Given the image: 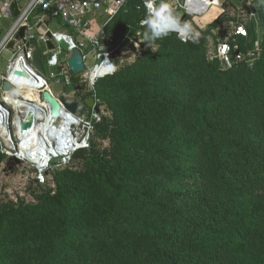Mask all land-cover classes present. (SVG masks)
I'll return each mask as SVG.
<instances>
[{"label": "trees", "instance_id": "obj_1", "mask_svg": "<svg viewBox=\"0 0 264 264\" xmlns=\"http://www.w3.org/2000/svg\"><path fill=\"white\" fill-rule=\"evenodd\" d=\"M129 4L106 24V33L116 16L124 36L138 29L145 13L134 1ZM263 17L260 7L247 18V37L221 28L229 21L225 18L202 35L210 33L215 47L225 40L233 45L235 38L245 51ZM127 21L131 25L125 26ZM259 28L262 51L251 67L234 61L224 69L218 57H207L196 43L170 33L125 71L101 78L98 95L128 80L126 91L138 89L131 104L135 122L115 123L117 166L105 168L93 157L84 184L88 191L95 188L92 194L71 193L59 181L57 195H44L23 211L32 221L20 218L26 221L22 230L28 229L21 242L10 232L14 215H3L0 264L6 251L18 252L23 264H264V26ZM186 71L192 74L186 85L190 93L178 94L171 84L183 81ZM144 164L191 185L185 191L147 193L135 168ZM39 218L47 233L30 238Z\"/></svg>", "mask_w": 264, "mask_h": 264}, {"label": "built area", "instance_id": "obj_2", "mask_svg": "<svg viewBox=\"0 0 264 264\" xmlns=\"http://www.w3.org/2000/svg\"><path fill=\"white\" fill-rule=\"evenodd\" d=\"M134 1V5L138 10L144 11V17L138 23L141 26V21L147 16V10L144 7V0H125L122 5H119L117 0H27L23 6H19L18 15L13 16L11 5L16 0H0V29L2 23L9 22L8 29L2 40L0 41V48L12 42L11 50L13 52L12 59L7 63L5 73L0 74V155L6 154L7 157H16L19 162H28L34 168V181L39 185L46 182L48 172L54 167L66 165L73 158L74 151L80 148H89L90 135L93 131L94 125L100 121V111L95 112L92 107L83 106V109L72 114L62 108L58 118L53 119L50 115V107L46 101L41 97V92L44 89H50V80L54 81L56 85L70 87V92L67 94L75 99L83 102L84 98L89 97L97 104L95 93L84 94L81 90H75L71 79L73 77L71 71L65 63V59L61 58L62 49L59 47L55 35L62 36L69 44L68 52L72 49H77L82 57L84 63V81H88L86 76L89 72L97 70L104 66L108 69V74H112L115 67L111 61V54L109 52L102 53L103 59L99 64L95 61L99 54L94 52V48L99 41H112L108 38L105 30L106 24L113 16L120 11H125L127 5ZM186 12L192 13L205 4H200L196 0H183L180 4L179 0H174ZM160 0H156L157 5ZM255 12H250L248 17H255L256 11L264 4L256 2ZM50 12L56 17L60 23L66 28H69L71 33L53 32L46 29L38 34H34L30 16L36 11ZM104 16V20L98 27L92 31V26L96 22V18ZM25 26V34L23 38H18L17 33L20 27ZM221 28L226 29L229 34H234L240 37H247V29L244 23L233 22L232 20L225 21L221 24ZM46 31H50L52 37L50 39L53 44L52 49H45L43 55L46 56L45 65L47 73H39L32 65L34 41H40L46 44ZM176 34L175 32H172ZM257 36L254 39L251 47L245 51L238 48L235 38L231 39L233 45L229 41H218L213 51V56L218 57L220 62L225 64L224 69L231 67L234 61H244L248 67H251L255 60H257L262 51L261 30H256ZM176 36H178L176 34ZM129 44L137 46L136 37H126ZM90 48H92L90 50ZM91 56L94 60L93 65L87 63L88 57ZM21 64L27 73L36 74L37 78L42 81V84L34 89V98L27 95L25 87L31 84V79L25 76V71L19 73L18 76L12 74V67ZM109 65L112 66L110 70ZM96 80V79H95ZM95 80L88 84L90 89L94 90ZM3 81H8L13 87V90H4L2 88ZM83 81V82H84ZM30 89V88H29ZM81 93L77 95V92ZM66 94V93H65ZM56 96V95H54ZM22 104V105H20ZM38 108L42 110V120L37 119L36 114L28 116L27 111L37 112ZM45 121H47L45 123ZM44 125L42 126V124ZM7 127L8 138L12 149L5 146L1 132ZM26 132H31L28 136ZM13 139L17 143L14 144ZM12 152H5V149ZM19 156V157H18ZM21 159V160H20Z\"/></svg>", "mask_w": 264, "mask_h": 264}, {"label": "rangeland", "instance_id": "obj_3", "mask_svg": "<svg viewBox=\"0 0 264 264\" xmlns=\"http://www.w3.org/2000/svg\"><path fill=\"white\" fill-rule=\"evenodd\" d=\"M26 1L27 0H24V2ZM222 1L227 3V7L224 9V12L226 13L224 17L225 20L231 19L233 22L237 21L247 24L248 16L243 10L244 0ZM259 20L260 21H257L258 29H260L259 26H264V17L260 18ZM5 23H7V25H3L4 23H2V27L0 29V34L2 37L9 26V22L6 21ZM206 34V36H200L199 42L196 44L198 47H201L204 50L206 56L209 57L213 55L215 44L211 34ZM138 44V47H135L133 44H131V49L126 54H114L111 57L112 64L115 67L113 73H118L128 69L142 54L144 49L149 47L146 42H139ZM155 47L156 45L153 44L152 48ZM8 56L6 51H0V74L5 73ZM62 57L63 55H61V58ZM87 63L90 66L93 65L94 60L91 56L88 57ZM113 73L106 75V77L114 75ZM191 75V72L187 71L181 74L180 77L183 79V81L179 80L176 81V83L171 84V87L173 88L171 89L177 90L179 92L178 94L187 95V93H190V91H188L189 88L186 85L190 81L189 76ZM100 80L101 78L95 80L94 90L90 89L86 81L81 83V91L84 94L95 93L97 104L100 109V121L97 122L98 124L96 123V127L94 125L93 131L90 135V162L84 163V161L72 159L66 165L54 167L48 172L45 184L39 185L34 181V168L30 165V163H9V157H7L6 154H2L0 156V220L6 213H12L14 215L13 222L16 224L15 226L11 227L10 232L14 230L13 237L18 242H21L25 235H28V229L22 230V223L27 221L26 223L29 224L32 221V218L28 217L29 211H25V213L23 211L36 207L44 195H57L60 191L59 181H62V183L66 185L68 191L71 193L79 191L83 195L92 194L95 188L92 186V190L88 191L84 187V184L85 181H90V169H92V166L94 165L93 157L100 158L99 160L105 168H115L117 166V153L120 137L119 132L115 128V123L123 121L124 118H128L131 122H135V120L131 118L133 112V106H131V104L134 99V95L138 93V89H136V93H132L131 90L126 91L125 86H127V83L130 82L128 80L127 82L123 83V86L121 85L118 90L107 92L104 91L98 95L96 85ZM108 84L111 86H116V84H113L112 82H108ZM135 85L138 86L139 81L136 82ZM50 87L52 88V91L54 90V94H59L63 91L66 92L70 90V87L62 86L61 84L56 85V83L52 80H50ZM13 142L14 144L17 143L15 139H13ZM7 151L12 152L6 148L5 152ZM135 168L139 175V183L142 187H146L147 193L149 192L153 194V190L162 191L160 188L166 191H176L177 189L180 191H185L191 185V181L179 182L171 174H162L159 169L152 164L136 165ZM22 216H24L23 219H26L25 222L20 220ZM94 220L95 218H92L87 222L90 224L94 222ZM16 225L20 230H17ZM45 228V221L42 219L39 220V223L36 224L35 229L32 230L30 238L43 239L47 233ZM96 243L99 249L104 250L106 248L100 238L97 239ZM42 250L43 248L40 249V251ZM6 253L7 251L3 255L5 262L2 264H23L24 260L21 256L18 257V252H15L13 255H6Z\"/></svg>", "mask_w": 264, "mask_h": 264}, {"label": "water", "instance_id": "obj_4", "mask_svg": "<svg viewBox=\"0 0 264 264\" xmlns=\"http://www.w3.org/2000/svg\"><path fill=\"white\" fill-rule=\"evenodd\" d=\"M214 1V0H212ZM13 16L16 17L18 15V8L16 2H13L11 5ZM246 13L255 12V7L253 5L244 6ZM226 15L225 12H222L215 20V22L220 21ZM25 26L19 28L17 37L23 38L25 34ZM143 31L146 30V26L141 27ZM47 41H46V48L52 49L53 44L51 43L50 39L52 34L50 31H46ZM56 41L59 47L67 53V57L65 59V63L68 66L69 70L71 71L73 77L71 79V83L75 90H82L81 83L84 81L83 72L85 70L84 63L81 57L80 52L77 49H72L68 52L69 44L68 42L60 35L56 34ZM9 45H12V42H9ZM92 48H90L91 50ZM131 45L129 44L126 38L122 39L120 42H113V41H99L96 47L94 48V52L99 54V57L96 59L95 63L99 64L103 59L102 53L109 52L111 56L114 54H126L130 51ZM41 51L40 49H36L33 53L32 65L33 67L40 73H43L42 67V59H41ZM221 67L225 68V64L221 62ZM2 88L4 90H13V87L10 85L8 81H3ZM41 97L46 103H48L50 107V115L53 119L58 118L62 108L69 111L72 114H76L83 109V106L92 107L95 112H99L100 109L98 105L94 104V100L92 98L86 97L84 98L83 102H80L79 99H75L69 95H59L54 96L50 92L49 89H44L41 92ZM30 116L28 115L26 119H29ZM91 154L90 148H80L74 151L72 154V158L75 160L85 161L88 156ZM9 163H19L18 158L12 156L9 157Z\"/></svg>", "mask_w": 264, "mask_h": 264}, {"label": "crops", "instance_id": "obj_5", "mask_svg": "<svg viewBox=\"0 0 264 264\" xmlns=\"http://www.w3.org/2000/svg\"><path fill=\"white\" fill-rule=\"evenodd\" d=\"M255 1L257 3L260 2V0H255ZM179 2L181 4L183 2V0H179ZM196 2H199L200 4H205V5L203 8H200L195 12L186 13L178 5L177 2L172 0V3L174 5L176 11L182 15V19L191 22L193 28L197 32H199L200 36H201L204 33V31H206L207 26L209 24H211L212 22H215L216 18L222 12H224V9L227 7V3L223 2L222 0H214V1L207 0L206 3H205V0H196ZM16 3L21 7L24 5L25 2H24V0H16ZM243 3H244L243 4V10L244 11H245L244 6H247V5L248 6L253 5L254 7H257L256 4L253 3V0H245V2H243ZM129 5L131 6V4H129ZM127 9H128V7H127ZM127 9H126V11H127ZM130 9H132V8L130 7ZM38 11H36L35 13H32V15L30 16V21H31V25H32V29L34 31L33 32L34 34H38L39 32H42L46 29H49L50 31H53V32H61V33H71L72 32L69 28H66L62 23H60L56 17L52 16L50 14V12H45V11H40V10H38ZM248 14L249 13H246V15H248ZM118 19L119 18H117V16H116L113 19L112 23L110 24V28L107 31V35H108L109 39H111L113 42H120L122 39H124L126 37H136L137 43L142 41L143 36L141 34L142 29L140 27H138V29L136 28L135 30L131 31V33H129V35L127 34V36H124L125 34L123 35L121 32V27L119 25L120 23L118 22ZM103 20H104L103 15L97 17L96 22L92 26V31H94L98 27V25L103 22ZM127 22L128 23H126L125 26L131 25V22H129V21H127ZM3 25H7V23H4ZM1 40H2V35L0 34V41ZM33 46H34V51L36 49H40V51H41V56H42L41 59H42V67H43V73H41V74L45 75L47 73V67L45 65L46 56L43 55V51L46 49V44L36 40L33 42ZM1 50L6 51L7 56L9 55L8 59L6 61L8 63L12 59V56H13V52L11 50V45H9V43H8L6 46L1 47L0 51ZM62 53H61V55H63L62 59H65V52L63 51ZM7 63H6V65H7ZM50 89L52 91L51 87H50ZM52 92H53V94L55 93L54 90ZM68 92H70V90L66 91V92L63 91L59 94H54V95L59 96V95H64L65 93H66L65 95H68L67 94Z\"/></svg>", "mask_w": 264, "mask_h": 264}, {"label": "clouds", "instance_id": "obj_6", "mask_svg": "<svg viewBox=\"0 0 264 264\" xmlns=\"http://www.w3.org/2000/svg\"><path fill=\"white\" fill-rule=\"evenodd\" d=\"M117 2L122 5L125 0H117ZM260 3L264 4V0H260ZM144 7L147 10V16L140 23L141 26H146V30L143 31L141 42H146L152 48L156 40L163 39L172 32H175L182 42H199L200 33L193 28L191 22L182 19V15L176 11L172 0H160L158 5L156 0H144ZM109 68L114 70L111 65Z\"/></svg>", "mask_w": 264, "mask_h": 264}, {"label": "bare ground", "instance_id": "obj_7", "mask_svg": "<svg viewBox=\"0 0 264 264\" xmlns=\"http://www.w3.org/2000/svg\"><path fill=\"white\" fill-rule=\"evenodd\" d=\"M24 71L26 72L25 76L29 77L31 79V84L27 85V86H23L22 88L25 87L26 92L28 93L27 95L30 98H34L35 97V93L31 89H34L35 87H38L39 85H41L42 81L37 78L36 74L27 73V70L23 69L21 64H18L17 66L12 67V74H14L16 76H18L19 73H23ZM106 75H108V69H106L104 66H102L101 68H99L97 70L89 72L87 74V76H86V79L88 81V84H91V83L94 82L95 79L102 78V77H104ZM20 105H22V104H20ZM27 113H28V115H31V113L32 114H36L38 120H42V118H43V113H42V110L40 108H38L37 112H35V113L34 112H30V111H27ZM46 122L47 121H45V123ZM43 125H44V123L42 124V126ZM26 133L29 136L31 132H26ZM1 135H2V138L4 140L5 146L8 147L9 149H12L11 143H10V138H8L7 127L2 130Z\"/></svg>", "mask_w": 264, "mask_h": 264}]
</instances>
